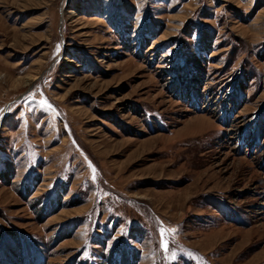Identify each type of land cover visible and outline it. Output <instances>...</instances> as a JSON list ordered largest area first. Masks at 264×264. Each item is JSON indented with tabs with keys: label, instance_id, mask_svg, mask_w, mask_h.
Returning <instances> with one entry per match:
<instances>
[{
	"label": "rangeland",
	"instance_id": "374dc122",
	"mask_svg": "<svg viewBox=\"0 0 264 264\" xmlns=\"http://www.w3.org/2000/svg\"><path fill=\"white\" fill-rule=\"evenodd\" d=\"M0 264H264V0H0Z\"/></svg>",
	"mask_w": 264,
	"mask_h": 264
},
{
	"label": "snow or ice",
	"instance_id": "6c2138e0",
	"mask_svg": "<svg viewBox=\"0 0 264 264\" xmlns=\"http://www.w3.org/2000/svg\"><path fill=\"white\" fill-rule=\"evenodd\" d=\"M172 231H175L174 229ZM161 246L164 248V250H167V242L165 240V233L163 230H161Z\"/></svg>",
	"mask_w": 264,
	"mask_h": 264
}]
</instances>
